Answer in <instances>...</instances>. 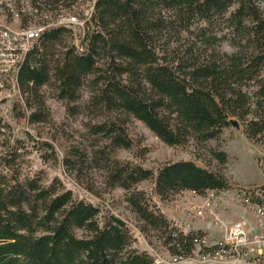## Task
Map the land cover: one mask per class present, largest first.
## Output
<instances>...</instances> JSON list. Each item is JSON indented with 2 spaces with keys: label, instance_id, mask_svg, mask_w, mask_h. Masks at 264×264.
Segmentation results:
<instances>
[{
  "label": "trees",
  "instance_id": "obj_1",
  "mask_svg": "<svg viewBox=\"0 0 264 264\" xmlns=\"http://www.w3.org/2000/svg\"><path fill=\"white\" fill-rule=\"evenodd\" d=\"M52 1L68 5L73 0ZM86 1L22 12L21 21L29 26L57 20ZM32 3L45 6V0ZM262 3L95 0L83 50L65 44L70 28L50 26L18 64L17 85L32 109L28 121L45 115L46 89L64 103L68 116L82 113L96 119L85 122L92 163L103 169L106 185L126 191L140 230L157 231L171 254L188 255L201 231L168 218L135 184L150 179L160 198L182 190L203 195L228 186L226 176L221 168L212 169L209 160L202 166L194 159H177L154 169L113 154L133 146L126 129L133 118L168 145L193 140L219 166L229 159L219 146L232 117L242 121L249 139L264 137ZM222 41L231 49H221ZM212 140L214 145L206 144ZM67 149L63 162L81 168L86 152ZM20 156L18 145L0 155V264H154L149 251L132 246L128 223L103 203L78 194L59 176L45 182L34 175L20 178L13 166Z\"/></svg>",
  "mask_w": 264,
  "mask_h": 264
},
{
  "label": "rangeland",
  "instance_id": "obj_2",
  "mask_svg": "<svg viewBox=\"0 0 264 264\" xmlns=\"http://www.w3.org/2000/svg\"><path fill=\"white\" fill-rule=\"evenodd\" d=\"M261 6L264 8V3ZM75 15L69 13L64 17L76 18ZM6 20L5 16L0 14V25L8 29L18 28L17 16H7ZM70 31L64 42L75 45L77 32L71 28ZM219 47L231 49L225 41H222ZM50 94L51 91L46 89L43 98L46 110L42 120L28 121L27 116L32 109L25 102V95L19 89L15 75L0 74V155L18 145L21 156L14 161L13 166L17 167L20 178L34 175L41 182H45L53 176H59L66 186L72 187L78 194H86L91 200L103 203L111 212L124 219L133 234V247L159 256L162 258L161 264H170L173 256L157 237L158 232L140 230L142 223L128 207L125 199L126 191L119 186L106 185L103 169L100 165L92 163L93 147L89 145V140L85 136V122L96 119H90L82 113L68 116L64 103ZM19 101L23 102L24 108ZM232 120H236L237 125L230 123L224 129L223 141L219 146L229 155L228 161L221 166L193 140L183 144L168 145L142 121L134 118L126 122V129L132 138L133 146L130 149H118L113 157L139 160L145 166L154 169L165 162L177 159H194L202 166H205L206 161L209 160L212 169L221 168L228 184L264 183V137L249 139L244 133L242 121L237 117H232ZM17 138L24 141V147L15 143L14 140ZM44 142L51 143L57 153ZM206 144L214 145L215 142L212 140ZM71 146L86 152L87 157L81 168L63 162L67 148ZM135 188L152 198L168 218L184 228L208 229L212 235L220 236L228 234L229 226L237 221L245 220L251 224V228L254 226L253 215L244 204L233 199L234 193L210 195L208 203L207 196L193 194L190 190H182L166 198H160L152 191L150 179L139 181L135 184ZM76 233L81 235L82 231L77 229ZM214 261L203 259L201 256H192L183 258L175 264H217Z\"/></svg>",
  "mask_w": 264,
  "mask_h": 264
},
{
  "label": "built area",
  "instance_id": "obj_3",
  "mask_svg": "<svg viewBox=\"0 0 264 264\" xmlns=\"http://www.w3.org/2000/svg\"><path fill=\"white\" fill-rule=\"evenodd\" d=\"M57 1V0H56ZM74 0L63 5L60 1L53 4L52 0H45V6H37L32 0H0L3 12L18 15L17 29H0V64L5 67V74L14 75V69L20 63V54L31 48L38 38V34H28L24 29V22L20 20L21 12L33 14L38 9L49 10V5L71 6ZM95 0H89L86 14L81 18H59L56 24H65L77 33L75 46L79 50L84 48V38L88 30L93 27V12ZM53 24H46L49 27ZM191 191V190H190ZM193 194V191H191ZM233 194V199L245 205L254 217V226L245 220L237 221L229 226L228 234L212 235L208 229H193L201 232L195 236L191 251L188 255L171 254L170 264H175L183 258L201 256L203 259H213L217 264H264V183L249 185L229 184L220 189H208L203 195ZM201 211L198 212L200 214ZM154 264H161L162 258L152 253Z\"/></svg>",
  "mask_w": 264,
  "mask_h": 264
},
{
  "label": "bare ground",
  "instance_id": "obj_4",
  "mask_svg": "<svg viewBox=\"0 0 264 264\" xmlns=\"http://www.w3.org/2000/svg\"><path fill=\"white\" fill-rule=\"evenodd\" d=\"M88 2H89V0L88 1H86L85 3H83V4H81L78 8H73V9H71V10H67V11H65V12H63L59 17H58V19L57 20H59V18H63L65 15L67 16L69 13H74V14H76L75 16H76V18H81V17H83V16H85V14H86V10H85V7H86V5H88ZM22 13V12H21ZM21 13H20V20H21ZM44 14L42 15L43 17H46L47 16V14L45 13V12H43ZM0 14H3L4 16H5V21H7L6 20V17L8 16V17H11V16H13V15H15V16H17L18 17V15H16V14H7V12H3V7H1L0 6ZM73 16V15H72ZM70 17V16H69ZM74 17V16H73ZM34 19L33 20H38L37 19V16H35V17H33ZM57 20H51V21H48V22H46V23H38V21H35V22H33V23H31L29 26H24V29H25V32L26 33H28V34H37V33H39L38 34V37H39V35L42 33V31L43 30H45L46 28H48V27H46V24H53V25H50V26H55V25H64L65 26V24H56L57 23ZM28 23V22H27ZM2 25V24H1ZM0 25V26H1ZM28 25V24H27ZM49 26V27H50ZM0 29L1 30H8V28H6V27H4L3 25H2V27H0ZM24 54H20V60H21V58H22V56H23ZM16 71H17V68H15L14 69V75H15V73H16ZM0 74H5V67L3 66V65H1L0 64Z\"/></svg>",
  "mask_w": 264,
  "mask_h": 264
},
{
  "label": "water",
  "instance_id": "obj_5",
  "mask_svg": "<svg viewBox=\"0 0 264 264\" xmlns=\"http://www.w3.org/2000/svg\"><path fill=\"white\" fill-rule=\"evenodd\" d=\"M231 123H232L233 125H237V121H236V120H232Z\"/></svg>",
  "mask_w": 264,
  "mask_h": 264
}]
</instances>
